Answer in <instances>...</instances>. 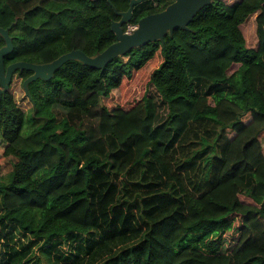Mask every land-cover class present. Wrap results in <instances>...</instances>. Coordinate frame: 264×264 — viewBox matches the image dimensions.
<instances>
[{
	"label": "trees",
	"instance_id": "obj_1",
	"mask_svg": "<svg viewBox=\"0 0 264 264\" xmlns=\"http://www.w3.org/2000/svg\"><path fill=\"white\" fill-rule=\"evenodd\" d=\"M111 1L0 0L5 65L102 52L131 0ZM172 1L145 0L124 28ZM189 28L101 69L67 61L29 84V111L3 95L0 264H61L69 244V264H264V0H214Z\"/></svg>",
	"mask_w": 264,
	"mask_h": 264
},
{
	"label": "water",
	"instance_id": "obj_2",
	"mask_svg": "<svg viewBox=\"0 0 264 264\" xmlns=\"http://www.w3.org/2000/svg\"><path fill=\"white\" fill-rule=\"evenodd\" d=\"M107 1L111 2V0ZM143 1L131 0L126 11H118L114 8L116 14L120 16L119 20H114L111 23L116 41L95 56H90L81 49H74L48 63L22 60L6 66L5 56L13 51L14 43L13 37L10 35L11 26L8 28L0 26V35L5 40V45L0 49V100L9 91L13 78L18 71L28 70L32 72L22 83L26 95L31 98L29 84L38 79L50 80L67 61L79 60L93 68H104L111 60L134 48L155 41L164 43L165 36L168 33L173 35L176 29L189 30V24L198 12L214 0H174L165 9L142 17L132 32L125 31L124 25L131 21L134 8Z\"/></svg>",
	"mask_w": 264,
	"mask_h": 264
},
{
	"label": "rangeland",
	"instance_id": "obj_3",
	"mask_svg": "<svg viewBox=\"0 0 264 264\" xmlns=\"http://www.w3.org/2000/svg\"><path fill=\"white\" fill-rule=\"evenodd\" d=\"M225 1L228 3H232L235 0H225ZM255 28H256V22H255V16H254L246 22V30L248 31V33L251 34V37L256 38L255 32H254ZM126 87H127V91H129V92L135 91L136 93H138L137 96H139L141 93V92H139V91H141V86H139L137 84V78H134L131 81H129L127 83ZM10 91L12 92L15 101L17 102V104L22 109H24L25 111H29L31 109L32 105L26 96L25 90H24L23 85H22V79L18 75L14 76L11 87H10ZM151 95L153 96V98L157 104L159 112L162 115L165 114L166 113V107L164 106V102L162 101L157 90L153 87L151 89ZM0 163L2 165H4L5 171H8L10 169L8 159L3 154V146L1 144H0ZM12 238L13 237L11 236V239ZM80 241L82 242V241H84V239L82 238ZM28 243H29V239L25 238L20 233L16 235V237L13 241H11V244L18 247L19 249H22L23 245H27ZM88 244H89V240L87 241V243H85V245H88ZM62 246L63 245H59L58 248L56 249V256L57 255L61 256L59 253H63L62 255L65 256V258L61 261V264H66V262L69 264L70 262H72V257L71 258H69V257L71 256V254H70L71 251H74V247H73V245L69 244L66 246V248L68 249V251H66L67 249H63ZM5 251H6V247H4L3 245H0V262L5 260V259L1 258ZM89 251H92V250H89ZM90 255H91V253H87V254L83 253L81 255V260H84V261L82 263L86 262L85 264H89L90 258H91ZM66 258H67V260H65ZM92 262H94V260Z\"/></svg>",
	"mask_w": 264,
	"mask_h": 264
},
{
	"label": "built area",
	"instance_id": "obj_4",
	"mask_svg": "<svg viewBox=\"0 0 264 264\" xmlns=\"http://www.w3.org/2000/svg\"><path fill=\"white\" fill-rule=\"evenodd\" d=\"M136 27H137V25L129 23L127 28L125 29V31L132 32Z\"/></svg>",
	"mask_w": 264,
	"mask_h": 264
},
{
	"label": "flooded vegetation",
	"instance_id": "obj_5",
	"mask_svg": "<svg viewBox=\"0 0 264 264\" xmlns=\"http://www.w3.org/2000/svg\"><path fill=\"white\" fill-rule=\"evenodd\" d=\"M144 1H145V0H144ZM144 1H143V2H144ZM173 1H174V0H173ZM173 1H172V2H173ZM111 2H112V1H111ZM111 2H109V3H111ZM172 2H171V3H172ZM141 3H142V2H141ZM171 3H170V4H171ZM155 5H157V3H155ZM167 6H168V5H167ZM167 6H166V7H167ZM166 7H165V8H166ZM165 8H164V9H165ZM148 15H149V14H148Z\"/></svg>",
	"mask_w": 264,
	"mask_h": 264
},
{
	"label": "crops",
	"instance_id": "obj_6",
	"mask_svg": "<svg viewBox=\"0 0 264 264\" xmlns=\"http://www.w3.org/2000/svg\"><path fill=\"white\" fill-rule=\"evenodd\" d=\"M4 149V148H3Z\"/></svg>",
	"mask_w": 264,
	"mask_h": 264
}]
</instances>
